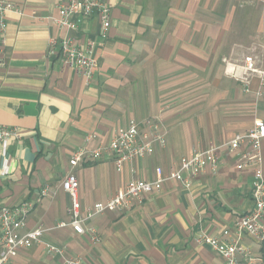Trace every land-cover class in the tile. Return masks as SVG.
I'll return each instance as SVG.
<instances>
[{"label":"crops","instance_id":"0c3cea01","mask_svg":"<svg viewBox=\"0 0 264 264\" xmlns=\"http://www.w3.org/2000/svg\"><path fill=\"white\" fill-rule=\"evenodd\" d=\"M7 1L14 9L0 35V125L16 129L17 137L6 156L0 146V207L33 202L23 231L44 230L41 243L20 251L11 264H65L71 257L82 264H224L195 236H219L252 206L254 169H238L227 149L218 151L217 171L207 169L190 187L168 182L128 210L86 220L83 228L93 229L97 241L57 227L69 221L71 206L61 181L68 172L76 175L85 210L130 179L152 180L156 167L175 169L192 151L226 144L254 119L264 122V87L256 97V79L246 92L224 73L227 63L245 56L264 60V0H101L111 8L104 39L96 19L75 16L76 43L94 44L90 80L47 54L50 39L67 35L53 23L67 0ZM244 113L248 120H239ZM151 117L166 132V146L152 156L125 163L119 172L106 158L69 166L76 149L92 150L128 120ZM45 244L65 256L47 252ZM242 245L248 253L238 257L240 264H264L261 242L244 235Z\"/></svg>","mask_w":264,"mask_h":264},{"label":"built area","instance_id":"2783aa9c","mask_svg":"<svg viewBox=\"0 0 264 264\" xmlns=\"http://www.w3.org/2000/svg\"><path fill=\"white\" fill-rule=\"evenodd\" d=\"M14 9V5L7 0H0V35L6 30V13ZM58 18L53 23L67 35L61 38H52L47 47L49 57L56 58L61 64L71 68L75 73L90 80L95 71V59L92 56L94 44L88 40L81 48L76 43L75 34L79 30L80 15L83 19H96L98 36L107 37L111 26V8L101 0H67L58 8ZM2 65V63H0ZM224 73L231 79L239 82L248 92L253 79L258 81L256 97L261 96L259 87H264V60L257 56H245L240 62L227 63ZM17 137V130L0 125V146L3 156H6L9 142ZM264 141V122L254 119L251 128L243 133L236 134L229 142L223 145L210 144L203 150H194L180 158L178 167L165 171L156 167L152 180L130 179L126 185L119 189L106 202H97L92 207L82 210L78 200L79 182L76 175L68 172L61 181L62 189L69 195L71 206L67 209L68 222H59L58 228L71 227L76 234L88 233L91 240L97 241L93 229L87 232L83 228L86 220L105 212L128 210L134 201L140 200L144 195L160 192L163 185L176 181L190 187L192 180L203 174L207 169L216 172L221 148L227 149L235 156L236 167L240 170L254 169V182L251 186V208L244 212L232 228L222 229L219 236H210L200 232L196 234L197 244L208 245L223 259L224 264H240L238 257L247 256L243 247V236L247 235L257 242L264 240V176L262 172V143ZM166 146V132L162 121L158 117H151L139 122L130 119L126 128L110 139L99 144L92 150L76 149L69 159V166L75 168L89 160L109 159L116 171H121L125 163H131L136 158L152 156L157 148ZM244 146L246 148H244ZM8 171L6 162L2 167V174ZM47 189L42 191L46 194ZM34 208L31 201H23L12 207H0V264H11L12 260L22 250L41 243L44 232L40 227L23 231L27 218ZM49 253L64 257V250L45 244ZM65 264H82L77 258H65Z\"/></svg>","mask_w":264,"mask_h":264},{"label":"rangeland","instance_id":"374dc122","mask_svg":"<svg viewBox=\"0 0 264 264\" xmlns=\"http://www.w3.org/2000/svg\"><path fill=\"white\" fill-rule=\"evenodd\" d=\"M263 5H262V7H264V3H262ZM243 37V40H246L245 42H244V44L246 45V47H248L249 46V48H251L250 46H251V39H248L247 38V36H246V34H244V36H242ZM235 60H238V59H235ZM235 86L234 87H236L237 85L238 86H240L241 88V90H243V88H242V86H241V84H234ZM233 87V88H234ZM243 93H244V91H242ZM246 112H247V110H246ZM250 114H248V113H244V114H239V116H238V119L239 120H248V118L250 117L249 116ZM250 127H248L247 129H249ZM246 129V130H247ZM246 130H244V131H246Z\"/></svg>","mask_w":264,"mask_h":264},{"label":"trees","instance_id":"16d2710c","mask_svg":"<svg viewBox=\"0 0 264 264\" xmlns=\"http://www.w3.org/2000/svg\"><path fill=\"white\" fill-rule=\"evenodd\" d=\"M261 244H262V248H261V252H262V260H263V262H264V240L261 242Z\"/></svg>","mask_w":264,"mask_h":264}]
</instances>
